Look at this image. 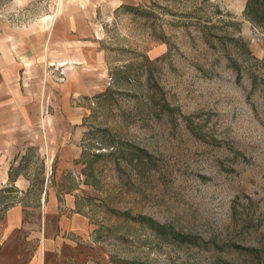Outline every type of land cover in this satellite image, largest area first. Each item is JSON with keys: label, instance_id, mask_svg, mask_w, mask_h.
<instances>
[{"label": "rangeland", "instance_id": "obj_1", "mask_svg": "<svg viewBox=\"0 0 264 264\" xmlns=\"http://www.w3.org/2000/svg\"><path fill=\"white\" fill-rule=\"evenodd\" d=\"M64 1L0 0V19L20 29L44 25ZM245 7L129 0L108 18L93 17L105 83L76 102V127L52 136L37 127L11 149L10 183L0 187V264L3 221L17 204L26 264H261L264 30L244 19ZM235 22L259 62L234 48ZM62 72L44 63L42 86L61 83ZM52 202L66 228L45 256Z\"/></svg>", "mask_w": 264, "mask_h": 264}, {"label": "crops", "instance_id": "obj_2", "mask_svg": "<svg viewBox=\"0 0 264 264\" xmlns=\"http://www.w3.org/2000/svg\"><path fill=\"white\" fill-rule=\"evenodd\" d=\"M14 1L16 6H22L36 0ZM128 2L65 0L57 13L48 17V23L27 29L0 19V187L10 183L11 167L7 161L11 149L20 147L28 132L41 127V131L52 136L61 131L60 127L66 132L79 124L83 108L76 102L98 93L105 83V54L91 23L93 17L100 11L108 18L112 11ZM48 62L62 68L64 80L61 83L51 81L45 87L41 75L44 63ZM72 148L62 152V163H68V154L74 152ZM20 179L19 176L18 183L14 184L21 186ZM17 206L8 208L3 221L2 231L7 237L2 264H26L31 255L27 248L21 250L16 237V227L22 219V210ZM72 209L69 205V210ZM54 212L55 203L52 202L42 238L45 256L59 228L65 227L59 225ZM78 222L81 220L76 219L74 223ZM44 262L46 264V260Z\"/></svg>", "mask_w": 264, "mask_h": 264}, {"label": "trees", "instance_id": "obj_3", "mask_svg": "<svg viewBox=\"0 0 264 264\" xmlns=\"http://www.w3.org/2000/svg\"><path fill=\"white\" fill-rule=\"evenodd\" d=\"M244 19L252 23L254 26L259 27L264 30V0H246V7L244 10ZM222 22H223L222 20L218 21V23L220 24ZM232 25L235 27V30H233V32L231 33L230 41L233 43L234 48L238 51L239 56L242 57L243 61L248 62L250 65H253L252 62H256V63L259 62V60L253 56L251 50L249 49L248 42L244 41L241 37H239L241 33L240 27L242 25V22H237V23L235 22V23H232ZM213 27H217V26H213ZM209 34L210 33H207V32L204 33V39L206 41H208ZM236 70H237L238 78H240L241 71L239 69H236ZM256 83L257 81H254L255 85ZM238 249L244 252L246 250L243 247H239ZM257 256H258L257 259L262 264L264 260V255L259 256L258 254Z\"/></svg>", "mask_w": 264, "mask_h": 264}]
</instances>
